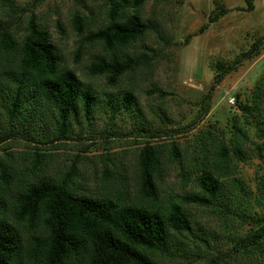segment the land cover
<instances>
[{
  "label": "rangeland",
  "instance_id": "rangeland-1",
  "mask_svg": "<svg viewBox=\"0 0 264 264\" xmlns=\"http://www.w3.org/2000/svg\"><path fill=\"white\" fill-rule=\"evenodd\" d=\"M129 1L125 8L132 12ZM112 6L113 0H0V36L7 30L20 45L34 16L61 56V69L72 71L96 100L89 116L81 113L71 121L66 140L57 136L55 113L30 138L0 145V160L19 172L14 188L75 172L71 185L78 195L103 197L116 188L122 200L148 206L153 202L140 192L138 161L151 145L162 150L155 182L158 203L166 204L198 193L203 170H220L212 163L224 142L230 149L225 164L230 178L224 173L221 178L236 193L221 198L230 211L185 204L198 236L175 234L171 255L156 262L264 264V243L247 249L238 244L259 227L243 218L244 211L264 219V0H145L141 16L150 25L145 37L107 52L88 37L107 23ZM75 14L86 20L83 34L73 29ZM257 42L259 53L238 62ZM143 55L149 64L115 87L105 76L89 74L97 57ZM7 58L16 62L18 51ZM218 63L235 68L210 94ZM128 90L135 102L125 111L120 99ZM109 98L116 102L111 109ZM2 122L5 129L7 120ZM233 138L239 153L231 151Z\"/></svg>",
  "mask_w": 264,
  "mask_h": 264
},
{
  "label": "trees",
  "instance_id": "trees-1",
  "mask_svg": "<svg viewBox=\"0 0 264 264\" xmlns=\"http://www.w3.org/2000/svg\"><path fill=\"white\" fill-rule=\"evenodd\" d=\"M144 2L133 0L135 10L131 12L125 8L131 1L113 0L107 23L88 37L89 42L112 52L140 41L150 30L141 16ZM214 20L209 18L210 22ZM72 23L78 34L84 33V17L75 14ZM259 46L257 42L238 62L257 55ZM17 51L18 59L13 63L7 56ZM0 58V145L11 138H30L41 125L45 128V122L55 113L57 136L66 140L71 121L81 113L89 116L94 108V93L83 88L72 71L61 69V56L34 16L29 19L28 32L20 45L9 31L1 32ZM148 64L145 56H116L109 61L97 57L89 66V74L105 76L115 87L123 76ZM234 68L235 65L217 64L210 94ZM120 102L129 111L134 107L133 92L125 91ZM115 103L109 98L106 104L111 109ZM3 118L7 120L5 129H1ZM230 142L231 151L239 153L236 139ZM173 153L178 160L177 147ZM229 154L230 149L222 142L216 163H212L220 170L202 171L198 193L159 204L155 181L162 165V150L146 145L138 162L140 192L153 202L148 206L122 200V192L116 188L103 197L78 195L71 185L75 172L60 180L42 179L15 189L19 172L0 160V264H157L158 257L170 256L171 248L176 247L171 242L175 234L198 236L185 204L217 207L221 213L230 211L229 204L221 198L236 193L226 189V181L221 178L222 173L229 175L225 167ZM241 206L250 209L249 203L240 201ZM244 213V219L248 217L259 227L248 240L238 244L245 249L260 246L264 243V219Z\"/></svg>",
  "mask_w": 264,
  "mask_h": 264
}]
</instances>
